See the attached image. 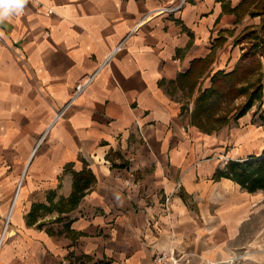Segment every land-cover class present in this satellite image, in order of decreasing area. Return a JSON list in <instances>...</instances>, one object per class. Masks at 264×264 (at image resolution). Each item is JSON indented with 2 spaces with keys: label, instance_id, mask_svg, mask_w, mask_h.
Returning a JSON list of instances; mask_svg holds the SVG:
<instances>
[{
  "label": "crops",
  "instance_id": "0c3cea01",
  "mask_svg": "<svg viewBox=\"0 0 264 264\" xmlns=\"http://www.w3.org/2000/svg\"><path fill=\"white\" fill-rule=\"evenodd\" d=\"M259 2L27 0L22 15L0 23V264H67L79 255L152 264L173 246L199 256L195 264L226 258L209 244L220 225L203 217L219 185H239L213 178L222 167L216 156L228 138L244 146L226 162L260 155L264 123L254 105L209 134L191 113L199 88L235 69L243 52L236 38L264 20ZM212 51L192 96L173 84ZM84 163L96 182L58 219L72 171ZM38 204L52 210L30 222Z\"/></svg>",
  "mask_w": 264,
  "mask_h": 264
},
{
  "label": "trees",
  "instance_id": "16d2710c",
  "mask_svg": "<svg viewBox=\"0 0 264 264\" xmlns=\"http://www.w3.org/2000/svg\"><path fill=\"white\" fill-rule=\"evenodd\" d=\"M249 0H245L248 2ZM264 9V0L258 3ZM257 15V13H253ZM242 44L243 52L235 69L231 72L218 71L211 77V86L199 88L195 106L191 113V122L205 133H215L244 116L255 104L264 98V20L258 27H248L236 38ZM213 60V51L206 57L192 62L188 71L180 73L173 84L192 96L202 77L208 71ZM264 123V115L261 116ZM73 190L68 198L59 200V217L63 212L73 210L96 182V176L87 164L81 171H72ZM213 178H227L249 193H264V150L260 155H250L242 159H230L219 167ZM184 200L187 197L182 194ZM38 212L34 209L29 214L33 222L40 214V209L51 211V207L38 204ZM40 224L39 226H42ZM67 234L75 233L65 227ZM51 233L52 230H49ZM70 264H109V261H93L89 255H79L70 259Z\"/></svg>",
  "mask_w": 264,
  "mask_h": 264
},
{
  "label": "rangeland",
  "instance_id": "374dc122",
  "mask_svg": "<svg viewBox=\"0 0 264 264\" xmlns=\"http://www.w3.org/2000/svg\"><path fill=\"white\" fill-rule=\"evenodd\" d=\"M255 115L262 122L264 108L260 106V103L255 104ZM243 146L234 142L232 138H228L227 147L225 150H219L216 157L223 166L227 157L230 153L232 154V150L237 148L242 150ZM253 151L255 150H252V153ZM218 189L220 191L218 198L214 201L211 211H207V215L203 217V222L206 226H210L212 222L220 225L221 228L218 231L213 229L211 234L214 237L210 238L209 244L214 252H226L227 255L225 259L211 258L206 263L264 264V193L262 191L249 193L235 185H219ZM225 189H230L231 193L225 194ZM190 203L193 208V203ZM242 208L245 212L238 213V210ZM192 213L198 215L199 212L193 209ZM209 213L211 216L208 215ZM7 228L9 227L6 224L1 229Z\"/></svg>",
  "mask_w": 264,
  "mask_h": 264
},
{
  "label": "built area",
  "instance_id": "2783aa9c",
  "mask_svg": "<svg viewBox=\"0 0 264 264\" xmlns=\"http://www.w3.org/2000/svg\"><path fill=\"white\" fill-rule=\"evenodd\" d=\"M118 49L119 48L108 54L104 63L109 62ZM92 78L93 76L90 77L86 82H81L76 85L71 102L86 88V86L92 81ZM67 107L68 106H66L62 111H65ZM164 208L166 214H168L171 209L169 195L165 198ZM195 257L196 256L194 254L188 251L180 250L173 246L169 247L167 250L156 252L152 258V264H195Z\"/></svg>",
  "mask_w": 264,
  "mask_h": 264
},
{
  "label": "clouds",
  "instance_id": "9594fccd",
  "mask_svg": "<svg viewBox=\"0 0 264 264\" xmlns=\"http://www.w3.org/2000/svg\"><path fill=\"white\" fill-rule=\"evenodd\" d=\"M27 0H0V23L11 21L14 16L22 15Z\"/></svg>",
  "mask_w": 264,
  "mask_h": 264
}]
</instances>
